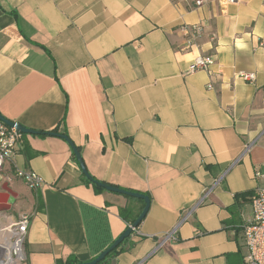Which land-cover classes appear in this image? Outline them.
Masks as SVG:
<instances>
[{
    "label": "crops",
    "instance_id": "1",
    "mask_svg": "<svg viewBox=\"0 0 264 264\" xmlns=\"http://www.w3.org/2000/svg\"><path fill=\"white\" fill-rule=\"evenodd\" d=\"M187 24L203 27L191 51ZM198 54L216 56L212 75L187 73ZM0 113L42 132L22 133L1 172L10 212L31 214L27 264L89 262L131 224L121 207H145L98 192L50 132L70 138L96 180L150 196L110 264H245L243 225L263 183L264 0H0ZM17 169L44 185L29 188Z\"/></svg>",
    "mask_w": 264,
    "mask_h": 264
},
{
    "label": "built area",
    "instance_id": "2",
    "mask_svg": "<svg viewBox=\"0 0 264 264\" xmlns=\"http://www.w3.org/2000/svg\"><path fill=\"white\" fill-rule=\"evenodd\" d=\"M183 1L189 2L190 0ZM206 1L196 0V3L202 6ZM235 1L219 0V4L227 6L233 4ZM182 28L186 35L185 49L191 50V48L197 46L198 41L202 38L203 27L199 24H187ZM216 63L217 60L214 55L199 54L193 63L190 64L187 73L191 74L198 71L212 73L213 66ZM237 75L239 78L250 83L256 79L255 74L251 72L241 71ZM208 87L212 88L213 83L210 82ZM21 136L22 133L16 127H11L4 122H0V189L4 182L10 183L12 180L10 175H3L1 172L5 163L19 149ZM240 159L241 157L235 163ZM15 176L23 179L31 189H38L45 183L44 179L32 170L17 169ZM256 177L262 179L263 183L257 186L251 196L253 217L243 225V242L246 249L245 264H264V167L262 170L256 172ZM208 195L209 190H206L197 205L203 203ZM196 206L185 211L182 221L191 215ZM30 223L31 214L27 212L20 213L18 216H14L10 211L0 212V264H27L26 239ZM179 225L156 237V249H160L178 239Z\"/></svg>",
    "mask_w": 264,
    "mask_h": 264
},
{
    "label": "water",
    "instance_id": "3",
    "mask_svg": "<svg viewBox=\"0 0 264 264\" xmlns=\"http://www.w3.org/2000/svg\"><path fill=\"white\" fill-rule=\"evenodd\" d=\"M0 121L6 123L7 125H9L11 127H16L17 130L20 131L21 133H25V134H40V133H42V132L30 129V128H26L19 123H16L12 120H9L5 116H3L1 113H0ZM50 134L60 136L69 142V144L71 145V147L73 149V152L75 154L76 159L80 163L83 174L92 183L104 188L107 191L114 192L117 194H121L124 196H128L131 198L140 199V200H143L145 202V207H144L143 211L141 212V214L136 218V220L134 222H132L128 226V228L106 250H104L96 258H94L93 260H91L89 262L72 263V264H99L102 260H104L106 258V256L109 253H111L114 249L119 247L127 238H129L133 234L134 231H136L138 229V227L140 226L141 222L143 221L144 217L146 216V214L150 208V203H151L150 196H148L147 194L142 193V192H135L132 190L120 188V187H117V186L96 180L88 172L79 149L73 144V142L70 140V138L65 134H58V133H54V132H50ZM13 202H14V191H13L12 187L10 186V183L4 182L1 186V192H0V212L10 211L12 209Z\"/></svg>",
    "mask_w": 264,
    "mask_h": 264
},
{
    "label": "trees",
    "instance_id": "4",
    "mask_svg": "<svg viewBox=\"0 0 264 264\" xmlns=\"http://www.w3.org/2000/svg\"><path fill=\"white\" fill-rule=\"evenodd\" d=\"M58 133V132H57ZM75 156V155H74ZM95 188H96V190H98V192H100V191H103L104 190V188H102V187H100V186H98V185H95ZM133 191V190H132ZM136 192V191H135ZM239 195H246L245 193L244 194H238L237 196H239ZM120 214H121V216H122V218L123 219H125L128 223H132V222H134L135 220H136V215H134L133 214V212H132V210H131V208L130 207H121L120 208ZM128 239V238H127ZM122 245V244H121ZM120 245V246H121ZM119 246V247H120ZM119 247H117L116 249H114L111 253H109L107 256H106V258L104 259V260H102L99 264H110V257L114 254V253H116V252H118V250H119ZM75 262H77L75 259H73V258H70V259H68L66 262H59V264H72V263H75Z\"/></svg>",
    "mask_w": 264,
    "mask_h": 264
},
{
    "label": "rangeland",
    "instance_id": "5",
    "mask_svg": "<svg viewBox=\"0 0 264 264\" xmlns=\"http://www.w3.org/2000/svg\"><path fill=\"white\" fill-rule=\"evenodd\" d=\"M199 25H201V24H199ZM182 27H183V26H182ZM182 29H183V28H182ZM185 42H186V40H185ZM193 48H194V47H193ZM193 48H191V50H192ZM182 50H185V51H191V50H186V49H185V44H184V46L182 47ZM198 55H199V54H198ZM202 55H213V54H202ZM214 56H215V55H214ZM215 58H216V56H215ZM194 59H195V58H194ZM216 60H217V59H216ZM192 63H193V62H192ZM192 63H191V64H192ZM215 65H216V64H215ZM215 65H214V66H215ZM214 66H213V67H214ZM205 72H207L209 75H212V73H213V72L210 73V72H208V71H205ZM0 192H1V189H0Z\"/></svg>",
    "mask_w": 264,
    "mask_h": 264
},
{
    "label": "bare ground",
    "instance_id": "6",
    "mask_svg": "<svg viewBox=\"0 0 264 264\" xmlns=\"http://www.w3.org/2000/svg\"><path fill=\"white\" fill-rule=\"evenodd\" d=\"M197 57V56H196Z\"/></svg>",
    "mask_w": 264,
    "mask_h": 264
}]
</instances>
